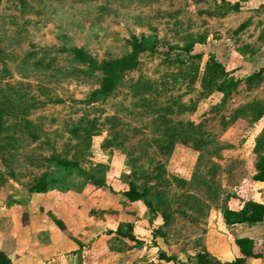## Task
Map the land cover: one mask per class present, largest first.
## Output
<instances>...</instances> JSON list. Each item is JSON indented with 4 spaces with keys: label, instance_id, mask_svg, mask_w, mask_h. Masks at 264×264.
Returning <instances> with one entry per match:
<instances>
[{
    "label": "rangeland",
    "instance_id": "obj_1",
    "mask_svg": "<svg viewBox=\"0 0 264 264\" xmlns=\"http://www.w3.org/2000/svg\"><path fill=\"white\" fill-rule=\"evenodd\" d=\"M132 35L146 46L139 66L89 101L99 82L70 73L72 48L120 57ZM212 60L224 73L209 85ZM0 109V240L11 256L24 251L16 237L30 209L68 226L85 264H205L200 254L232 264L238 236L264 235L263 222L223 219L227 207L264 201L254 179L264 0H0ZM130 185L151 206L130 200Z\"/></svg>",
    "mask_w": 264,
    "mask_h": 264
},
{
    "label": "trees",
    "instance_id": "obj_2",
    "mask_svg": "<svg viewBox=\"0 0 264 264\" xmlns=\"http://www.w3.org/2000/svg\"><path fill=\"white\" fill-rule=\"evenodd\" d=\"M130 50L123 54L120 57L108 58L103 60H98L95 56H93L86 48L84 47H74L71 50V60L78 64L79 66H75L70 73H78V77L89 80L93 78H97L99 82V87L92 91L89 96V101H95L102 98H105L111 94H114L119 86L121 85L125 75L135 70L140 63L139 55L145 50L146 46L141 38L137 35H132L129 39ZM208 72L211 73V77L208 80L212 85L218 73H224L223 65L216 61L212 60L208 63ZM217 88L222 91H226L227 84L221 82L217 85ZM2 123V111L0 109V125ZM260 141V139H259ZM63 166L67 169H73L76 166L73 163L63 162ZM89 178L94 184L99 186H104L105 180L103 178H98L94 174L89 173ZM254 179L257 181H261L264 183V155L261 157V168L256 175H254ZM47 188V182L45 180H41L40 182L34 183L30 185L29 190L31 192H43ZM124 194L130 200H137L141 197H144V201L151 206L149 200L146 199L145 194L139 192L134 185H130L124 191ZM223 218L227 224H236V223H252V222H263L264 224V202L258 201L254 199H250L243 205L240 209L233 208H225L223 210ZM56 223L62 228H65V225L56 219ZM118 232L124 237H128L132 240H137L138 238L131 232L123 231L121 229ZM238 245L241 253L245 257H261L262 248L257 246L254 240L250 237H238L235 240ZM161 258H165L167 260L173 259V257L166 256L164 252L160 253ZM245 257H236L232 260V264H246ZM198 260L200 262H204L205 264H221L220 260L214 258V256H206L204 254H200ZM0 264H12L11 256L4 250L0 249ZM138 264V263H134Z\"/></svg>",
    "mask_w": 264,
    "mask_h": 264
},
{
    "label": "crops",
    "instance_id": "obj_3",
    "mask_svg": "<svg viewBox=\"0 0 264 264\" xmlns=\"http://www.w3.org/2000/svg\"><path fill=\"white\" fill-rule=\"evenodd\" d=\"M31 195L33 202H36L37 199L39 200L43 197L42 192H34L31 193ZM243 205L238 209L242 208ZM32 210L33 212L31 209L28 212V223L22 226L17 233L16 241L19 243V246L23 247L24 250L22 253L20 252V256H11L10 252H7L5 249L6 244L4 245V242L0 240V249L6 251L11 256L12 264H85V259L83 262L80 258L85 246H83L82 243H78V240H72L67 236L66 229L68 226L62 229L47 215L46 212H42L40 209L38 211L35 209ZM224 223L227 224L225 221ZM255 223L256 222H252L249 224L254 225ZM243 224L248 223H236L231 224V226H241ZM243 236L252 238L255 244L262 248L263 255L258 258L245 257L241 253L238 245L235 244L238 253L235 258L242 256L246 258V264H260V261L264 259V235L263 237H260V235L254 236L253 234L248 233L238 237ZM222 250L223 249H220L219 251ZM217 253L218 255L221 254H219V252ZM222 255H226V253L221 254V257L223 258ZM218 259L223 263L224 260L219 257ZM112 263L113 262H111V264ZM93 264L102 263L97 261L93 262Z\"/></svg>",
    "mask_w": 264,
    "mask_h": 264
}]
</instances>
